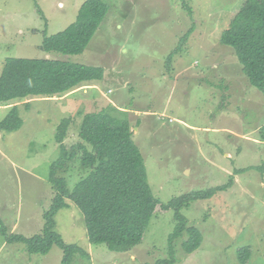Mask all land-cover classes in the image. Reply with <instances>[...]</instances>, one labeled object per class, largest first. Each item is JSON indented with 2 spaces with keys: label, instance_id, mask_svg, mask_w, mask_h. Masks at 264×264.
<instances>
[{
  "label": "rangeland",
  "instance_id": "374dc122",
  "mask_svg": "<svg viewBox=\"0 0 264 264\" xmlns=\"http://www.w3.org/2000/svg\"><path fill=\"white\" fill-rule=\"evenodd\" d=\"M85 1L0 0V74L7 58L105 70L102 81L65 97L2 106L8 107L0 110V121L15 105L24 121L18 131L0 134V219L8 233L43 232V214L55 196L48 179L61 155L59 125L72 120L64 143L71 152L82 142L84 115L115 103L127 111L120 117L131 123L149 184L162 203L232 181L228 191L182 211L187 227L200 230L204 240L188 254L185 232L175 243L177 264H243L238 254L244 248L250 250L247 264H264V94L249 84L235 52L221 41L245 0H103L107 15L83 54L42 51L45 34L65 31ZM186 34L181 52L173 55ZM128 110L139 112L132 116ZM89 171L79 155L59 175L73 190ZM67 202L70 207L56 215V230L87 254H76L72 264H155L169 258L173 211L157 213L140 245L116 253L90 244L83 214ZM63 255L56 246L45 256L30 254L26 245L9 244L0 234V264H61Z\"/></svg>",
  "mask_w": 264,
  "mask_h": 264
},
{
  "label": "trees",
  "instance_id": "16d2710c",
  "mask_svg": "<svg viewBox=\"0 0 264 264\" xmlns=\"http://www.w3.org/2000/svg\"><path fill=\"white\" fill-rule=\"evenodd\" d=\"M108 6L103 0H86L76 21L65 31L53 36L45 34L41 50L63 55L83 54L98 28L104 21ZM40 15L43 13L39 11ZM186 34L173 55L181 52ZM222 44L231 48L242 66L249 84L264 94V0H245L239 12L221 37ZM170 56V61L173 58ZM105 70L51 59L7 58L0 74V107L13 101L64 97L89 82L104 79ZM31 102H27L29 106ZM118 114V115H117ZM123 111L110 105L97 112L84 115L80 128L81 143L71 152L64 145L71 119L64 120L57 128L56 141L60 145V158L52 164L49 184L55 190L49 210L44 211L42 234L25 237L9 234L0 219V234L9 244L22 243L30 254L48 255L54 246L63 251L61 264H72L76 254H87L78 245L67 244L56 230V215L70 207L71 201L83 214L90 244H105L111 252L127 253L140 245L151 220L157 213L173 211L175 229L169 236V258L155 264H177L175 243L185 232L189 240L183 244L186 253L200 249L203 234L197 228H188L182 214L193 202L214 198L219 192L228 191L229 185L193 191L170 202L162 203L153 194L149 184L144 156L136 145L131 123L123 120ZM19 106L11 108L8 116L0 121V134L13 133L23 126ZM264 135V126L262 127ZM81 155V165L90 170L73 190L60 176L68 164ZM257 169V168H253ZM260 169V168H258ZM247 170L238 171L240 174ZM240 262L247 264L249 248L239 251Z\"/></svg>",
  "mask_w": 264,
  "mask_h": 264
},
{
  "label": "crops",
  "instance_id": "0c3cea01",
  "mask_svg": "<svg viewBox=\"0 0 264 264\" xmlns=\"http://www.w3.org/2000/svg\"><path fill=\"white\" fill-rule=\"evenodd\" d=\"M60 6H63V4L62 3H60ZM111 93H112V90H111ZM67 96V95H66ZM65 97V96H64ZM39 99H41V98H39ZM44 99V98H43ZM34 101V100H33ZM85 101H89V100H85ZM32 102V101H31ZM113 106H115L117 109H119L120 111H123V112H127L126 111V109H124V108H120V107H118L115 103H113ZM6 107H8V106H5V107H0V110H2L3 108H6ZM9 108H11V107H9ZM128 112H130L131 113V115L132 116H134L135 115V113L136 112H139L138 110H135L134 112L133 111H129L128 110ZM16 226V225H15ZM16 227H14V229H15Z\"/></svg>",
  "mask_w": 264,
  "mask_h": 264
}]
</instances>
